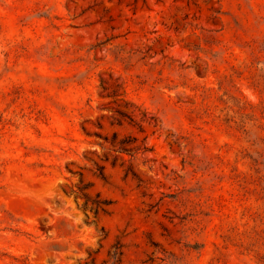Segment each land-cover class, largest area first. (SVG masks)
Wrapping results in <instances>:
<instances>
[{"label":"rangeland","instance_id":"rangeland-1","mask_svg":"<svg viewBox=\"0 0 264 264\" xmlns=\"http://www.w3.org/2000/svg\"><path fill=\"white\" fill-rule=\"evenodd\" d=\"M0 264H264V0H0Z\"/></svg>","mask_w":264,"mask_h":264},{"label":"trees","instance_id":"trees-1","mask_svg":"<svg viewBox=\"0 0 264 264\" xmlns=\"http://www.w3.org/2000/svg\"><path fill=\"white\" fill-rule=\"evenodd\" d=\"M126 149L121 147V151H125ZM101 173L103 174V172L101 171ZM103 202H107V200H104Z\"/></svg>","mask_w":264,"mask_h":264}]
</instances>
